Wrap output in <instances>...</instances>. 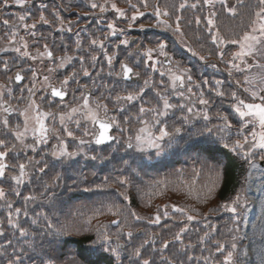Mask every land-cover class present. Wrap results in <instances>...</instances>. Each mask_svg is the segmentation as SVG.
I'll use <instances>...</instances> for the list:
<instances>
[{
	"label": "rangeland",
	"instance_id": "rangeland-1",
	"mask_svg": "<svg viewBox=\"0 0 264 264\" xmlns=\"http://www.w3.org/2000/svg\"><path fill=\"white\" fill-rule=\"evenodd\" d=\"M61 1L65 3L64 6L59 5ZM84 1L86 0H33V2L26 7L15 5L11 2L7 7H3V0H0V49H5V51H0V103L7 102V104H9L10 106L11 103L15 104L18 109L22 108L21 111H23V107L29 103V100L34 99L36 103L40 105L41 110L45 112H66L69 108L82 103V101L79 99V97L81 96V91H74V89H76L77 87L76 81L70 82L72 83L71 86H73V90H71V87L67 88L71 96L68 105H57L55 103H52L53 100L49 97L48 93L50 89L44 86L43 81V77L48 76V83L54 86H58L60 81H62L72 72L76 71V67H81L79 59L74 60L70 65H65L64 68H58L57 64L59 63V61L57 59L39 57L38 50L43 51L44 45L47 44L49 49L53 52L54 58L61 57L65 54L73 55L75 57L84 56V66H86L85 53L87 52V50L90 53L92 49L97 48V46L90 45V36H92L93 39L104 41V48H110L109 50L111 53L108 54L109 56H111L113 53L116 54V59L113 61L112 66L115 65L118 68V72L120 71V64L124 62L130 64L135 72L140 73L139 77L142 79V82L140 84L123 81L121 77H119L121 85L118 86L121 87L117 86V89L118 91L121 90L123 92V95L130 91H138L139 88L143 86V82L145 79H152L153 86L146 89L142 100H138L133 103L137 108L134 112H132L133 114H137L139 108L142 105L146 107V104H155V93L157 91H164L165 88H167L169 91V95L172 96L167 75H165L164 77H161L160 75L161 72H168L169 68H171L172 71H178V69L183 68L192 69L191 74L193 78V91L197 93L203 91L205 98L209 99V89L213 87L214 82L217 80L223 82L226 76H229V65H227L226 61L232 58L233 52L239 51L238 45L225 44L218 47L216 44H213L211 33H214L217 30L219 31L221 29L219 33L226 40L238 39L243 35L245 31H250L251 22L253 19H255V12L258 11L261 7L259 0H226V5L221 4L219 0H216V2L211 6L205 5L203 3V0H197V3H195V7H192V5L194 4L189 5L185 8L183 7L181 8L180 14L175 17L164 15L163 13L165 11L160 10L161 15L158 18L156 16V10H152L151 8L143 9L142 7L144 4L142 3V5H136L135 8H132L130 4L125 5V3L122 5L116 0H107V3L106 0H89L86 1L87 3H84ZM93 2L97 5L105 4L107 11L102 13L99 7L92 8L91 3ZM112 3H115L118 8L124 10L125 14L123 17L118 16L115 10L112 9ZM41 5H44V7H41ZM228 8H234L235 13L227 11ZM61 9L64 10L60 11ZM218 9H221L219 15L217 13ZM59 11L61 13H59ZM137 11L144 13V15L138 16L135 20H133L132 16ZM212 12L216 13V16L214 17L215 27L209 30L207 26V20L205 18L208 17ZM25 13H27L28 15H26L24 23L28 25L36 23L35 29H25L24 27H22L21 23L18 20V17ZM41 13H43L45 18L50 21V23L44 24L42 22H38ZM57 15L59 16V19L57 18ZM176 17H180L179 24L183 35L175 31L177 23ZM197 17H200L201 19L200 24L196 23ZM5 20H7L9 23L5 24ZM159 21H167V25L169 26H165L164 24L159 23ZM187 22L199 27V35L209 37L210 39L205 40V38H202L203 40H200L199 35L196 34V30L191 27L189 34L187 35L188 28L185 27L187 25ZM93 23L94 25L92 26ZM109 23H114L117 29L123 31H118L115 36H109L107 40H104V37L107 36L110 31L107 27ZM69 27L71 28V31L67 30ZM153 30H156L157 33H152ZM13 33H15L14 39H12ZM32 33H34V35ZM77 33H79V36H77ZM172 33H174L175 37L180 42V49L175 50V55L173 53L172 47H168L165 40L163 39L164 35H173ZM21 37H23V40H21ZM150 38L154 39V41ZM78 39L81 42L80 50L76 49V41ZM124 39H127L129 41L128 45L120 44V41ZM133 39L136 41L132 42ZM194 41L199 45L195 47V51H188V42L190 43ZM161 42L165 43L167 46L165 51L170 57L171 64H163V60L165 57L160 55L159 52H153L152 58L157 62V70L153 71L150 66L151 62L145 64V61L147 60L145 52L148 48H156V46ZM25 43H27L28 45L27 51L30 54L27 57L21 56L20 53L14 51V49L17 47L21 48V51H23V45ZM136 47H140L139 53H134L136 51ZM181 50L184 52L182 53ZM221 50L224 52V62L221 61L218 55ZM193 52H195L196 55H194ZM132 53L136 54V56L133 57ZM172 54L174 56H172ZM212 54H214L213 57ZM31 56H37V59L33 60L31 59ZM175 56L183 58L179 60L176 59ZM200 56H203L205 59L203 61L200 60ZM245 60L247 61V64L252 65V67L250 69H247L245 68L244 64H241V68L244 70L239 72L236 70H232L231 76L236 81H240L239 85L243 90V96H239V98L244 99L247 103H259V99L253 100L250 94L244 91V88L249 87V85L244 83V79L245 77L259 78L261 76H264V68H260L257 66L264 65V44L259 45L255 54L246 57ZM237 63L240 62L237 61ZM5 64L7 65V67H5ZM212 64H215L216 67H211L210 65ZM68 68L73 70L70 72ZM49 69L54 70L52 72H49ZM16 72H21L27 77L26 84L19 88L14 87L11 82L12 77ZM33 72L36 73V85L34 89L35 95L30 96L28 88L32 87ZM199 76L200 82L204 80H207L209 82V84L206 86L201 85L200 91L195 87V84L199 83ZM221 77L223 79H220ZM82 78L83 76L81 75L79 77V83L88 85L90 89V84L82 81ZM161 80H163L164 82L163 87H161ZM187 86L188 82L186 80L185 88L182 89L186 95ZM262 86L264 85H261L259 79H257L255 83L256 89L258 90ZM9 90L11 91L9 92ZM42 97H44L45 99H41ZM228 97L230 98L229 104L232 111L231 116L235 120V122H232V129L227 133L226 136L224 133H220L219 137H215L214 134L211 136L207 134L199 136L203 139L204 143H210V141L221 142L223 140L220 139L221 136H224V139L228 136H232V140H228L229 144L237 139H242V137L237 134V129L239 128V117L236 113H234L232 109V105L236 103V101L232 99V96L229 95ZM176 98L177 97L175 96L172 97L173 103H176ZM193 99H195V97ZM150 100H154L155 102L149 103ZM145 101L147 103H144ZM96 102H98V100L96 98L93 99L91 96L92 107H95ZM223 104L224 103L222 101H219L215 105L217 108L225 109L223 107ZM65 105L67 107H65ZM125 106L132 107L128 104H125ZM197 107L200 108L202 106L197 105ZM209 112L210 108L208 107V115ZM101 113L102 111L100 112V115L103 116ZM223 115H226V113H224ZM209 117L210 128H213V126L220 125L222 123L217 119L216 113H214L213 115H209ZM76 119H81V117L77 115ZM201 120L202 122H204L202 118ZM119 121L121 128L128 129L127 132L122 133L120 131V128L116 127L115 136H120L122 140L128 135H132L134 137L136 134V130L141 126L139 122L136 121L135 126H133L132 130L130 125L124 127V125H121L120 119ZM46 123L49 125V127L55 128L59 135H65L61 130L58 119L56 121H52L51 118H48L46 120ZM194 123L199 124L198 129L186 131L189 136L191 135V137L186 140L187 142H189V146L186 147L187 145H181V149L185 150V154H183L181 162L186 161L188 162V164H190V166H188L190 173L188 176H185V180H190L193 183H197L198 181V185L207 184V186L210 185V183L215 182L216 188L214 187V189L211 190L210 193V198H213L217 191V184L220 176L219 168H210V163L207 161L206 156L202 154V148H199L197 153L195 151H192L191 141L196 136H198L196 135V132L202 130L201 127L203 126V124H200L198 120L194 121ZM69 126L75 131V124L73 122H70ZM86 126L89 129H91L92 127L90 122ZM185 127L187 128V126ZM214 130L216 131V129ZM251 130V128H248L247 132H251ZM82 131L83 127L81 128V130L75 131V135L80 136ZM153 131L158 130L154 129ZM65 138L69 144L70 150H72L75 147V141H73L71 138ZM9 142V146H11V142H14L13 138H10ZM28 142L31 143V139H29ZM56 143L57 140L55 139L54 135L50 134L49 145H53ZM177 144L180 145L179 142H177ZM92 145L93 144L87 146V152L92 150ZM169 149L170 148H167L160 155H157L154 149H149L146 155H148V158H151V153H155L152 158L159 159L161 156L169 154L166 153ZM132 151L136 154L134 150ZM118 152L125 153V155H121V157H125L127 154V150L124 149L122 143L119 146L118 150L112 149V153L118 154ZM13 154L17 155L19 153L15 152ZM24 155L26 156H23L21 158L23 160L27 159V157L29 156H35V159L37 160L41 159V156L37 155V153H32L31 151L24 153ZM45 159L47 161L52 160L49 157H45ZM191 159H193V162L191 161ZM253 160H255L260 165L261 169H264V162H261L259 160L258 154ZM5 162L10 165L9 169L7 170L8 175L10 176L13 174L11 171V166L13 164L8 161L7 158ZM181 167L182 165L180 166V168ZM249 173L250 168L247 169L246 181L243 182L240 189V192L242 193L241 195L245 194L246 198H248V203L247 205H245L244 210L239 212L237 211V214L235 215L231 212L219 208L221 204L225 203L218 201L214 203V207H216V209L211 211L210 217H207V219H201L197 216L198 219L191 222L187 221V214L175 211L171 205L167 208L162 205L163 210L160 213L161 219L159 224L149 223V221L154 219L156 215H148V218H146L145 220H137L134 218V221H130L129 223H126L127 218H125V220L123 222H120V224L119 220L116 219L115 221H118V223L114 224L117 228L116 231L121 232L120 238L128 239L127 241H123V243L124 246L126 244H129V251L131 252V254L134 249L139 247L145 240L149 241L148 244L144 245V248L141 249V260H132L134 264H142L143 259H149L153 262V264H166L164 260L165 258H167L166 256L169 255V252L187 255L185 253V246L196 241L197 236L199 240V238L204 235V232L210 233L207 240L205 239L203 245H200L199 242L196 245L200 248L204 247V249L192 250L193 256H210L211 253V264H216V261L222 262L223 256L227 254V251L231 250L230 237H232L234 234H238L237 238L240 240V243H238V240L235 241L237 243L238 249L240 251H243L244 249L248 250V257L243 261V264H260V254L261 251L264 250V236L261 235L262 231H264V182H262V179L264 178H261L260 171L251 170V177ZM120 180L121 179H118L117 182L120 183ZM126 183L127 182H125L124 184ZM97 186L98 185H93L91 188H89L88 191H85V189H83L82 193L90 192V190H95L98 188ZM196 188L199 187L192 186L190 190L193 192ZM56 190L57 194L62 195V187L56 188ZM68 194L70 193H66L64 195L68 196ZM231 202L232 199L229 203ZM114 210L116 212L120 211L121 209L118 210V208L116 207L114 208ZM165 212H167V216L164 215ZM124 213L127 217H129L131 213L130 208L128 207V210L124 209ZM208 219H210V224L216 226L214 232H212L209 228L205 229L203 228V226H201V222L207 221ZM66 223L67 222H65L62 226H64ZM186 224L188 226V230L181 234L183 243L174 241L173 237L175 236V234L179 232L181 228L185 227ZM112 230L113 227L110 231ZM129 231L132 232V237H128L125 235V233ZM139 231H142V235L140 236L138 235ZM109 234L115 240L116 234ZM155 236L158 237V243L153 246L152 244L155 241ZM187 238H190L191 242H186ZM165 240L170 242L169 246L167 249L161 251L162 245ZM218 241L225 242L226 244V248L223 254L216 253L215 251L216 242ZM156 255L157 259L154 258V256L156 257ZM177 258L178 257L176 256L175 259ZM123 264L128 263L125 261ZM194 264H204V261H197L194 259ZM237 264H240V261H237Z\"/></svg>",
	"mask_w": 264,
	"mask_h": 264
},
{
	"label": "snow or ice",
	"instance_id": "snow-or-ice-1",
	"mask_svg": "<svg viewBox=\"0 0 264 264\" xmlns=\"http://www.w3.org/2000/svg\"><path fill=\"white\" fill-rule=\"evenodd\" d=\"M13 3L15 5H19L22 7H26L31 4L33 0H3V7H7L9 3ZM216 0H203L205 5H213ZM221 4L226 5V0H219ZM107 3V0H106ZM261 7L258 11L255 12V19L252 20L250 25V31H245L242 36L238 39L226 40L223 36L220 35L217 30L212 35V43L216 44L218 47L223 46L225 44L238 45L239 51L232 53V58L226 61L227 65H229V75H232V70L243 71L241 68V64L245 65V68L250 69L252 65L247 64L245 60L246 57L254 55L257 51L259 45L264 44V0H259ZM129 4L132 8H135V4H131V0H129ZM147 7V4L144 5ZM196 5H192L195 7ZM44 7V5H41ZM92 8L99 7L100 11L103 13L107 11L105 4L97 5L96 3H91ZM112 9L118 14V16H124V10L118 8L115 3L111 4ZM184 5H181L183 8ZM227 11L231 13H235L234 8H228ZM164 15H168L167 11L163 13ZM27 13L20 15L18 17L19 22L22 27L25 29H35L36 23L28 25L24 23ZM142 12H135L132 16V19L135 20L138 16H143ZM161 15L160 9L156 8V16L159 18ZM216 16L215 12L210 13L207 20V26L209 30L215 27L214 17ZM59 19V16L57 15ZM177 23L175 31L183 35L181 31V27L179 24L180 17H176ZM44 24L50 23L43 13L39 16V21ZM5 24L9 22L7 20L4 21ZM159 23L167 25V21H159ZM196 23L200 24V17L196 18ZM108 29L110 30L108 35L104 37V40H107L109 36H115L118 31L122 32L123 30L117 29L114 23L108 24ZM143 27V26H142ZM63 30V29H61ZM71 31L69 27L67 29ZM34 35V33H32ZM79 36V33H77ZM15 38V33L12 34V39ZM23 40V37H21ZM11 42V41H10ZM120 44L128 45L129 41L127 39L121 40ZM91 46H97L101 49L104 48V41L93 39L90 42ZM27 43L23 45L24 50L21 51V48L17 47L14 49L17 53H20L21 56L27 57L29 56V52L27 51ZM166 44L161 42L156 48H148L145 52L147 56V60L145 64L151 62L150 66L153 71L157 70V62L153 60L152 53L159 52L160 55L164 56L166 60L170 62V57L168 53L165 51ZM81 42L78 39L76 41V49L80 50ZM0 51H5V49H0ZM188 51H193L191 48ZM196 55L195 52H193ZM222 62L224 57V52L221 50L218 53ZM39 57H47L48 59H57L59 63L57 64L58 68H64L65 65H70L74 60L79 59L81 64V71H74L65 77L62 81H60L59 86H54L50 83L49 77L44 76V86L50 89V96L59 98L61 101L67 96V88L71 81H76V89L74 91H81V96L79 99L82 103L77 104L74 107H71L66 112H52V111H42L40 105L36 103L34 99H30L28 106L20 112V115L23 117V126L21 127L19 124L15 126H10L9 118L6 116L2 120H0V134L4 136L10 135L13 137L14 142H11V146H9V141L6 139H0V178L7 177L15 184V188H13L14 194L19 197L21 196V192L17 189L21 185H25L28 182H31L32 176L36 175L39 177L42 174L46 173V170L49 169L50 163L45 159L47 156H51L55 161L65 162L72 161L78 156H85L95 161L98 157L96 155H92L88 157V153L86 148L90 144L95 145H108L109 142H115L113 145L114 150H118L121 143L125 150H134L138 153H147L149 149H154L157 155L163 153L167 148H171L175 143L177 137H180L182 133L186 131L185 126H193V122L198 119H203L204 121H208L210 119L208 115V107L211 103L209 99H206L204 96V92L200 91L199 93L193 91V78H192V69L183 68L178 69V71H172L169 68L168 72H161V77L167 75L169 80V86L172 92V96L169 95V91L165 88L164 91H157L155 93L156 103L149 106H141L137 113V120L141 125L137 130L136 134L133 137L132 135H128L126 138L122 140L120 136H114L111 134L112 129L114 127L120 128V131L127 132L128 129L120 127V121L116 116H108L109 112L108 105L102 102H96L95 107L91 106V91L88 85H81L79 83V77L82 75L83 77H89L91 75L89 67H85V57H75L73 55H63L61 57H53V52L49 49L48 45H44V50H38ZM105 59L107 60L108 65L111 67L113 61L116 59V54L113 53L109 56L106 52L104 53ZM31 59H37V56H31ZM98 57L96 55H92L90 57L91 67L94 69ZM203 56H200V60H204ZM239 61L240 63H237ZM211 67L215 68L216 65L212 64ZM260 68H264V65H257ZM5 67L7 65L5 64ZM54 69H49V72H52ZM103 71V69H101ZM99 75V73L97 74ZM108 75L111 76L112 72L109 71ZM117 77H122L124 80H129L132 77H136L137 79L140 76L139 72H134L133 68L129 66L128 63L122 62L120 64V71L116 73ZM17 82L22 81L24 77L17 72L14 78ZM259 79L261 85H264V76L259 78L257 77H245L244 83L249 85V87L244 88L245 92H248L253 100L259 99V103H247L244 99H241L237 96V93L234 91L231 93L232 99L236 101L232 105V109L234 113H236L239 117V128L237 129V134L242 137V139H237L233 141L231 144L224 143L223 147L228 148L230 151L236 153L237 155L243 156L250 168V177L251 170H257L261 172V178H264V169L260 168V165L253 159H249V157H254L259 153V160L264 162V86L260 87L258 90L255 87V83ZM187 80V95L182 90L185 88V81ZM222 81L217 80L214 82V87H211L209 90L214 91L216 96L223 97L225 92L221 90ZM240 81H237L239 84ZM208 85L209 82L204 80L200 83H196V88H201V85ZM35 85H36V73L33 72L32 77V87L28 88V92L30 96L35 95ZM153 86V81L151 78L145 79L143 82V86L139 88L138 91H130L124 95H116L114 97V102L119 105L116 109L120 111L123 109L125 104L131 105L138 100H142L146 89ZM164 86L163 80H161V87ZM11 90H9L10 92ZM179 97L182 102L173 103L172 97ZM195 97V99H193ZM41 99H45L42 97ZM109 99H112L109 97ZM144 103H147L146 101ZM197 105L202 107L198 108ZM65 107H67L65 105ZM0 110H2L6 114H11L15 111L7 102L0 103ZM103 111L104 116L100 115V112ZM179 111L181 115L177 118V121L174 123H169L170 116H174L175 112ZM79 115L81 119H76V116ZM51 118L52 121L59 120V124L61 126V130L65 134L61 136L57 133L55 128L49 127L46 123V120ZM217 119L222 123L220 125H215L213 128L205 127L202 130L196 132V135L203 136L205 134L211 136L214 134V129L218 130L220 133H224L225 136L232 129L233 124L229 121L228 116L223 114H218ZM73 122L75 124V131L81 130L83 127V131L80 136L75 135V131L70 128L69 124ZM91 123L92 127L89 129L86 125ZM129 122V118L125 117L124 123L127 124ZM251 128V132H247V129ZM157 129L158 131H153ZM171 129V130H169ZM50 134H53L55 139L57 140L56 144H53L50 149H48ZM71 138L75 141V147L70 150L69 144L66 138ZM31 139V143L28 140ZM220 139H224V136H221ZM44 149L43 155L41 159H35V156H29L24 162L19 163L18 165H12V169L14 174L8 175L7 170L10 165L6 163V158L13 152H24L27 153L31 151L32 153H38L40 150ZM60 175L57 174L56 181L59 182ZM126 181L124 179L120 180L121 184H124ZM264 182V179H262ZM49 185H44V192H42L41 196L49 197L51 200V196H49ZM100 187V186H97ZM89 189H85L88 191ZM7 193L3 188H0V199H4ZM25 205L24 208H15L13 212V203L12 201H6V207L9 210L7 213V225L19 232L20 237H27L29 235L28 230L24 227H21L18 223V218L23 211V215L28 217V209L27 204L30 201H35L37 197L35 195H27L23 197ZM125 199L127 197L125 196ZM240 206V196L237 195L236 198L232 200L231 203L221 204L220 208L226 210L228 212L237 214V207ZM175 211L180 213H185L183 208H178L175 205L172 206ZM186 214V213H185ZM136 217L137 220L144 219L143 217L136 216L135 213L132 214ZM167 216V212L164 213ZM43 217L46 221V227L48 230L53 229V224L51 220L43 213H38L36 219H32V224H37L39 219ZM208 213L204 214V218L207 219ZM160 215L157 214L154 219L150 220L149 223L159 224L160 223ZM197 216L187 215V221L191 222L197 220ZM2 223V222H0ZM113 224L118 223V221H112ZM68 226H61L60 228L55 229V234L63 235L66 234ZM205 227L209 228L212 232L215 231V225L206 224ZM101 228H104L105 231L101 232L100 228L96 230V239L89 242L88 245V255H94L98 251H102L104 253H108L114 261V264H123V260L121 257V251L123 250L124 245L120 242V234L117 233L115 237V246H113V237L107 232V226L101 225ZM188 230L187 224L185 227L181 228L179 232L175 234L173 237L174 241L182 242L181 234ZM4 228L0 226V235H4ZM126 236L132 237V232L129 231L125 233ZM210 235L209 232H205L203 236L199 238V244L203 245L205 239ZM264 236V231L261 233ZM236 237H233V242L231 243V250L227 251V254L223 256V261H216V264H237V261H240V264H243V261L248 257V250L244 249L240 251L237 247ZM148 240H145L139 247L135 248L132 252L131 256L135 258H140L142 256L141 249L144 248V245L148 244ZM11 240L8 241L9 246H11ZM169 241L165 240L161 251L167 249L169 246ZM29 249L35 250L34 243L25 244ZM23 247L14 249L13 258L8 261V264H24L23 255L17 253H23ZM195 245L188 244L185 246L186 249H192ZM226 248L225 242H216V253L223 254ZM212 254L210 253V256ZM79 256V253H77ZM210 256H193L188 255V262L193 261L194 259L197 261H204V264H211ZM39 264H54V261L51 258L45 259L43 256L37 257ZM167 259V258H165ZM70 264H87V260H77L73 258ZM130 264H134L130 259ZM142 264H153L149 259H143ZM168 264H175L174 260H169ZM260 264H264V250L261 251L260 254Z\"/></svg>",
	"mask_w": 264,
	"mask_h": 264
},
{
	"label": "trees",
	"instance_id": "trees-1",
	"mask_svg": "<svg viewBox=\"0 0 264 264\" xmlns=\"http://www.w3.org/2000/svg\"><path fill=\"white\" fill-rule=\"evenodd\" d=\"M86 1H84V3ZM116 1L122 5L125 3V5H129V0ZM141 3L144 5L145 3L147 4V7L143 5V9L151 8L152 10H156L158 7L162 11H167L169 17H175L180 14L182 4L185 8L197 3V0H131V4L142 5ZM59 5L64 6L65 3L61 1ZM63 10L64 9H61L60 11ZM220 10L221 9L217 10L218 15ZM60 11L59 13H61ZM93 25L94 23L92 26ZM187 25L185 26L188 28L187 35L189 34L190 27L196 30V34L200 33L199 27L189 22H187ZM220 31L221 29L219 32ZM154 32H156V30L152 31V33ZM172 34L173 35H164L163 39L168 47H172L175 55V50L180 49V42L175 37L174 33ZM90 37L92 40L93 37ZM202 38H205V40L210 39L209 37L199 35V39L203 40ZM150 39L154 41V39ZM188 44L189 48L193 51H195V47L199 45L195 41L188 42ZM109 49L110 48L101 49L97 47L96 49H92L90 53L87 50L85 53V67H89L91 75L89 77H83L82 81L90 84V91L92 92L91 96L93 99L96 98L99 102L108 105V116H116L118 120H121V125H124V127L130 125L133 130L135 122L138 121L136 117L137 114L132 113L137 109L136 105L131 104L132 107L124 105L125 108L123 107L122 110H116L119 105L114 102V97L116 95H123V92L117 89V86L121 85L119 77L116 76L118 68L115 65L110 67L104 56L105 52L107 54L111 53ZM181 52L183 53L184 51L181 50ZM92 55L98 57L94 69L91 67L90 62V57ZM132 55L133 57L136 56V54L133 53ZM174 55L172 54V56ZM213 55L214 54H212V57ZM175 57L179 60L183 58ZM68 69L70 72L73 70L70 68ZM79 69L81 71V67H76V71H79ZM101 69H103V71H101ZM109 71L112 72L111 76L108 75ZM98 73L99 75H97ZM220 79L223 78L221 77ZM71 85L72 83H70L68 87H71V90H73V86ZM198 89L200 91L201 88ZM221 90L225 92L223 97L216 96L214 91H210L211 94L210 92L208 94L209 100L211 99V101L215 102H211L209 105V115H213L214 113H216V115L226 113L229 121H231V123L235 122L234 118L231 116L232 111L229 104L230 98L228 96H231V93L234 91L237 93L238 97L243 96V90L240 85L237 84V81L230 75L226 76L223 80ZM109 97L112 99H109ZM219 101L224 103L223 107L225 109L216 107L215 104ZM153 102L155 101H149V103ZM175 102L180 103L182 101L177 97ZM149 106L151 105L146 104V107ZM101 114L103 116L105 115L103 111ZM180 115L181 113L176 111L174 116H170L168 122H176ZM125 117L129 118L127 124L124 123ZM209 120L202 122L201 119H198L199 123L203 124L201 129L205 127L210 128ZM193 124L194 127L187 126L186 131L198 129L199 124H195L194 122ZM186 131L182 133L180 137H177L173 146L166 152L169 154L163 155L159 159L152 158L155 153H151V158H148L146 153L142 154L136 152L135 154L132 150H127L126 156L121 157V155H125V153L118 152L119 155L112 153L114 144L103 148H95L92 145V150L87 153H90L88 157L96 155L98 158L95 161L85 156H80L73 161L59 162L55 161L51 156H47L52 159L48 161L50 163L49 169L46 170L45 174L39 177L33 175L31 182L19 186L17 189L21 192V196L19 197L13 192V188L16 187L14 182L8 178H0V188H3L7 193L4 199H0V222H2L0 226L4 228L5 233L4 235H0V264H8V261L13 258L14 249L21 248L22 246H24L23 253L17 254L23 255L24 264H39L37 259L38 256H43L45 259L51 258L54 264H70L73 258L77 260H87V264H114L113 258L108 253L98 251L94 255H88V245L90 241L96 239V230L100 228L101 232L105 231L104 228H101V225L107 226L106 230L109 233L120 234L121 232L116 231L117 228L112 221L117 219L120 224V222H123L125 218H127L126 223H129L130 221H134V218L136 219V217L132 215L133 213H135L136 216L144 218L141 220H145L148 218V215H160L163 210L162 205L166 208L170 205H175L178 208H183L187 215L198 216L201 219H205V213H208V217H210L211 211L216 209V207H214L215 202L229 203L231 199L233 200L237 195L240 196V206L237 207V211L244 210L245 205L248 203V198H246L245 194L241 195L240 189L243 182L246 181L249 164L243 156L240 157V155L223 147V144L229 143L228 140L231 141L233 137L228 136L221 142L210 141V143H204L202 138L196 136L191 141L192 151L197 153L198 149L202 148V154L206 156L207 161L210 163V168H219L220 176L218 179L217 191L213 198H210L211 190H213L214 187L216 188L215 182L207 186V184L198 185V181L197 183H193L190 180H185V176H188L190 173L188 168L190 164L186 161L181 162V158L183 154H185V150L181 149V145L184 144L188 147L189 142L186 140L191 137ZM217 131L218 130L214 132L215 137H219L220 132ZM10 138L13 137L0 134V139L9 141ZM177 142H179L180 145L177 144ZM51 146L52 145H48V149H50ZM43 151L44 149L40 150L37 155L42 156ZM13 153L7 157V160L13 165H17L26 160L21 159L23 156H26L24 152H19L17 155ZM257 154L259 155V153ZM256 156L249 159H254ZM191 161L193 162V159H191ZM181 165L182 167L180 168ZM11 171L14 174L13 169ZM57 174L60 175L59 182H55ZM118 179H124L127 183L120 184L117 182ZM45 184L50 186L48 192L49 196H51V200H49L47 196L40 195L45 190ZM93 185H98L100 187L95 190H90V192L82 193L83 189H89ZM192 186H198L199 188H196L192 192L190 190ZM60 187L63 189L62 195L56 193V188ZM66 193L70 194H68V196L64 195ZM29 194L35 195L37 199L28 202V217H25L22 211L18 218L20 226L26 228L29 233L27 237H20L17 230L7 225V213L9 210L6 207V201H12L14 212L15 208H24L25 202L23 197ZM125 196L127 199H125ZM116 207L118 210H121L115 212L114 208ZM128 207L131 210L129 217L124 213V209L128 210ZM38 213L45 214L48 219L51 220L53 224V229L51 231L47 229L46 221L43 217L39 219L37 224H32V219H36ZM65 222L67 223L64 226H68L66 234H55V229L60 228ZM206 224H210V219L201 222V226L208 229L205 227ZM112 227L113 230L110 231ZM233 237H236V240L240 243V240L237 238L238 234H234L230 237L231 243L233 242ZM9 240L12 242L11 246L8 244ZM127 240L126 238H120V242L123 245V241ZM26 242L34 243L35 250L33 251L26 247ZM115 242L116 240L113 239V246H115ZM186 242H191V239L187 238ZM198 242L197 236L196 241L191 243L195 245V247L192 249L185 248V253L187 255L169 252L164 262L168 264L169 260H174L175 264H194V260L188 262L187 256L193 255L192 250L204 249V247L200 248L196 246ZM156 243H158V241H156ZM156 243L152 245L154 246ZM77 253H79V256H77ZM176 256L178 257L177 259H175ZM121 257L123 263L126 261L128 264L130 263V259L131 261H139L142 258V256L140 258L131 256L129 244L124 246V249L121 251ZM154 258L157 259V255L156 257L154 256Z\"/></svg>",
	"mask_w": 264,
	"mask_h": 264
},
{
	"label": "water",
	"instance_id": "water-1",
	"mask_svg": "<svg viewBox=\"0 0 264 264\" xmlns=\"http://www.w3.org/2000/svg\"><path fill=\"white\" fill-rule=\"evenodd\" d=\"M132 42H135V40L133 39L132 40ZM139 50H140V48L139 47H136V52H139ZM163 63L165 64V65H170L171 63L168 61V60H166V58L163 60ZM23 77H24V79L22 80V81H19V82H17L14 78H15V75L17 74H15L14 75V77H13V79H12V82H13V84L15 85V86H19V85H21L23 82H25V80H26V77L21 73V72H19ZM123 79V78H122ZM124 80V79H123ZM125 81H128V82H135V83H141L142 82V80H141V78L139 77L138 79L136 78V77H132L131 79H129V80H125ZM56 99H58V100H60L59 98H56ZM68 99V94H67V96L64 98V100L63 101H66ZM114 129H115V127L112 129V132H111V134L113 135V133H114ZM110 143H112V142H109V144ZM108 144V145H109ZM97 146H106V145H97ZM140 234H141V232H139Z\"/></svg>",
	"mask_w": 264,
	"mask_h": 264
},
{
	"label": "flooded vegetation",
	"instance_id": "flooded-vegetation-1",
	"mask_svg": "<svg viewBox=\"0 0 264 264\" xmlns=\"http://www.w3.org/2000/svg\"><path fill=\"white\" fill-rule=\"evenodd\" d=\"M6 116L8 117V115H6V113H4L3 118H5ZM9 121L10 122H15L16 118H11V119L9 118Z\"/></svg>",
	"mask_w": 264,
	"mask_h": 264
},
{
	"label": "bare ground",
	"instance_id": "bare-ground-1",
	"mask_svg": "<svg viewBox=\"0 0 264 264\" xmlns=\"http://www.w3.org/2000/svg\"><path fill=\"white\" fill-rule=\"evenodd\" d=\"M139 53V52H137ZM28 106V104H26L23 108L25 109ZM22 109V108H21ZM21 112V111H20ZM21 120H23V117H21Z\"/></svg>",
	"mask_w": 264,
	"mask_h": 264
}]
</instances>
